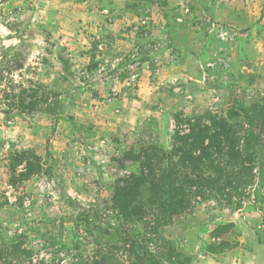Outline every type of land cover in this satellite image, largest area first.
<instances>
[{"label": "rangeland", "instance_id": "obj_1", "mask_svg": "<svg viewBox=\"0 0 264 264\" xmlns=\"http://www.w3.org/2000/svg\"><path fill=\"white\" fill-rule=\"evenodd\" d=\"M261 2L234 27L214 0H0V264H24L17 243L60 264L83 238L96 248L115 221L91 214L136 170L124 152L167 150L175 112L264 102ZM30 156L40 171L23 179ZM161 235L181 263L264 264V206L199 205Z\"/></svg>", "mask_w": 264, "mask_h": 264}, {"label": "trees", "instance_id": "obj_2", "mask_svg": "<svg viewBox=\"0 0 264 264\" xmlns=\"http://www.w3.org/2000/svg\"><path fill=\"white\" fill-rule=\"evenodd\" d=\"M172 122L167 150L149 142L124 152V160L136 166L135 172L116 180L110 207H97L91 214L101 213L104 220L113 218L115 224L97 220L106 228H99L102 236L94 238L96 248L86 250L89 238H81L84 241L75 242L70 250L68 264H191L190 260L181 263L182 254L161 235L163 226L199 205L234 213L249 203L262 211L264 102L239 104L225 111H177ZM30 157L22 160L26 162L20 174L23 179L40 171L39 164L30 160L38 158ZM84 223L94 230L95 226ZM233 227L228 223L219 230L226 233ZM254 233L261 244L255 229ZM11 249V255L22 258L24 264L61 262L34 259L31 250L19 243Z\"/></svg>", "mask_w": 264, "mask_h": 264}, {"label": "crops", "instance_id": "obj_3", "mask_svg": "<svg viewBox=\"0 0 264 264\" xmlns=\"http://www.w3.org/2000/svg\"><path fill=\"white\" fill-rule=\"evenodd\" d=\"M216 3V8L214 9V14L216 19L223 23L233 24L234 27L242 26L245 23V18L248 17V13L257 14L263 10L261 0H254L255 3L253 6L250 5L249 0H214ZM257 29L253 27L254 30ZM255 31V30H254ZM243 38L242 40H244ZM240 40L235 43L237 47H242L245 43ZM235 46V45H234ZM243 55L244 51L242 49H238L237 53H233V55Z\"/></svg>", "mask_w": 264, "mask_h": 264}, {"label": "built area", "instance_id": "obj_4", "mask_svg": "<svg viewBox=\"0 0 264 264\" xmlns=\"http://www.w3.org/2000/svg\"><path fill=\"white\" fill-rule=\"evenodd\" d=\"M226 34L225 33H221L220 36L222 39H225L227 36H225Z\"/></svg>", "mask_w": 264, "mask_h": 264}]
</instances>
